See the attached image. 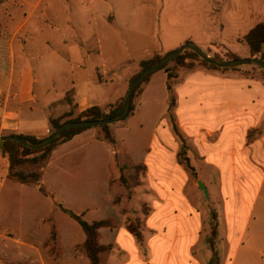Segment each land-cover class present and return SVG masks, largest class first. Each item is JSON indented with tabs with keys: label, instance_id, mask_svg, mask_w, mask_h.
I'll return each instance as SVG.
<instances>
[{
	"label": "crops",
	"instance_id": "0c3cea01",
	"mask_svg": "<svg viewBox=\"0 0 264 264\" xmlns=\"http://www.w3.org/2000/svg\"><path fill=\"white\" fill-rule=\"evenodd\" d=\"M22 1L42 5L45 11L63 6L57 0ZM121 17L115 9L101 17L85 16L89 30L84 31L61 14L2 17L0 136L44 139L53 130L51 120L67 122L92 107L109 113L126 97L141 62L178 49L158 46L140 54L110 45V39L98 33L99 23L121 37L119 30L128 29L121 26ZM171 97L191 164L226 163L234 181L238 165L260 168L264 78L258 69L220 71L197 65L192 71L153 73L137 93L133 112L114 124L118 127L110 126L114 143L101 128L76 134L57 146L40 168L39 185L10 179L8 158L0 157V264H91L82 249L86 235L72 213L88 223L110 222L99 230L100 244L112 248L102 253V264H203L195 254L203 214L189 196L191 174L178 160L181 142L169 116ZM163 113L166 119H161ZM254 130L262 135L249 144L247 135ZM139 165L146 170L132 187V197H125L121 177L129 178ZM225 198V241L232 244L234 233L246 232L243 222H251L254 205L244 197L230 208ZM132 217L142 220V242L128 229ZM234 240L237 243V236Z\"/></svg>",
	"mask_w": 264,
	"mask_h": 264
},
{
	"label": "rangeland",
	"instance_id": "374dc122",
	"mask_svg": "<svg viewBox=\"0 0 264 264\" xmlns=\"http://www.w3.org/2000/svg\"><path fill=\"white\" fill-rule=\"evenodd\" d=\"M30 1L36 2L37 0ZM49 1L52 0H46L47 3ZM57 1L63 6L50 7V10L45 11L42 5H26L22 0H6L8 3L6 4L4 0H1L0 20L8 15L23 16L34 12L61 14L63 19L72 18L78 30L84 31L89 30L87 23V29L84 27L83 18L85 16L101 17L106 12L115 9L122 16L121 26L128 29L119 30L122 36L115 37V34H111L109 26L101 21L98 33L110 39L109 44L119 49L132 50L140 54L144 49L158 46L161 50L168 47L174 49L182 47L186 44V38L192 37L194 41L192 43L212 56L220 54L226 57L229 52H232L239 59L251 58L249 46L244 37L254 26L264 22V0H124L121 6L119 4L123 0H111L110 3L89 0L92 5H87V0H70V3L65 0ZM112 1L116 3L115 7ZM112 18L113 14H110V19ZM2 24L4 23L0 21V26ZM71 34L72 32L69 31L68 35ZM91 43H94L93 39ZM165 55L166 53L160 51L148 56L145 61ZM177 68L174 63L167 66V69ZM141 70V65H139V71L135 76ZM162 70L164 71L161 69L155 73ZM259 71L263 75V72ZM135 76L131 78V81ZM169 114L174 115V113ZM164 115L165 113L161 119ZM111 127L118 126L112 125ZM98 128L100 127H94V129ZM53 133L54 129L49 136ZM249 133L253 139L251 143L262 135L261 130L249 131ZM262 154L264 155V151ZM3 161L5 164L8 163L6 160ZM191 165L196 171V177L191 174L188 192L193 202L202 211L204 221L201 242L195 250L197 257L202 260L203 264H264V158L259 169L238 165V176L235 181L232 179V169L226 163L220 167V165L205 164L201 160L197 162L194 160ZM40 167L28 166L27 171L40 172ZM199 181L207 189L209 198L200 189ZM126 195L129 196L127 190L125 197ZM244 197L251 200V206L254 205L252 220L248 224L246 220L243 222L242 230L248 227L246 232H241L240 235L234 233L231 237V244L225 241L227 229L222 207L223 201L224 198L228 199L231 208L233 205L230 203L240 201ZM215 225H218L216 232L213 230ZM260 233L263 234L262 238L259 237ZM241 234H243V240L238 244ZM236 236L237 243L234 240Z\"/></svg>",
	"mask_w": 264,
	"mask_h": 264
},
{
	"label": "trees",
	"instance_id": "16d2710c",
	"mask_svg": "<svg viewBox=\"0 0 264 264\" xmlns=\"http://www.w3.org/2000/svg\"><path fill=\"white\" fill-rule=\"evenodd\" d=\"M245 42H247L252 58H260L264 61V22L257 24L244 38ZM215 57L219 59H227V60H236L239 59L238 56L235 53H228L226 57H223L221 55H215ZM163 57L156 56L153 60L149 61H143L141 62V68L142 70L147 69L151 65L155 64L156 62L160 61ZM178 68L192 71L197 68V65L203 66L205 68L214 69V70H220V71H230V70H238L240 68H234V69H222L214 65H210L206 63L204 60H202L195 52L193 51H186L182 55H180L174 62ZM252 69H259L263 72V78H264V70H262L260 67L251 66ZM163 69H167V66ZM141 70V71H142ZM139 75V74H138ZM136 75L131 83L135 80V78L138 76ZM153 75L150 74L147 76L137 87L135 94L132 99L131 107L128 116L133 112L134 110V101L137 96V93L141 86ZM170 77L172 78L173 75L170 74ZM169 89L171 87L169 86ZM125 100V99H124ZM124 100H122L117 105L113 106L109 113H104L101 109L98 107H92L86 112L80 114L76 119L67 121V122H80V121H99V120H105L117 117L121 114L123 109V103ZM176 106V100L174 97H171V105H170V113H174V108ZM127 116V117H128ZM173 132L181 142V148L178 154V160L179 163L190 173L193 177H196V171L192 167L190 159L188 157V151L189 147L187 145L186 139L181 134L178 125L176 123L175 115H169ZM52 127L54 129V132L56 129H58L63 123L62 119H56L51 120ZM105 132V138L114 143L115 139L112 136L110 126H104L100 127ZM90 128H77V129H71L63 132L50 146H48L45 149L42 150H32L27 147H23L22 145L7 141V142H0V157H7L9 161V167H8V176L10 179L14 181L21 182L23 184L27 185H39L42 181V175L41 172H28L27 167L28 166H35V167H43L47 164L52 152L55 150L57 146H59L62 143H65L69 140H71L76 134L87 130ZM258 131V130H255ZM21 138L25 139L28 142L31 143H40L44 139H39L34 136H24L19 135ZM253 139L251 137V134H248V142H252ZM40 167V168H41ZM135 170V173L128 177L125 175H122L121 177V183L125 187L127 191H129V198L132 197V187L136 186L138 184L139 176L145 172V167L142 165L133 167ZM133 170V171H134ZM139 173H136L138 172ZM137 175V176H136ZM44 191V189H41ZM45 192V191H44ZM131 192V193H130ZM74 219H76L80 225L83 228V231L86 235V241L82 247V249L86 252L90 259L91 264H102L101 255L103 252H109L112 250L110 246H103L99 242V230L103 227L110 226V222L106 221H100V222H94V223H88L82 219L81 216L71 214ZM142 220L140 217H135V219H130L129 224V231L137 237V239L142 242L143 241V234H142ZM217 225L213 227V230L217 229Z\"/></svg>",
	"mask_w": 264,
	"mask_h": 264
},
{
	"label": "water",
	"instance_id": "95a60500",
	"mask_svg": "<svg viewBox=\"0 0 264 264\" xmlns=\"http://www.w3.org/2000/svg\"><path fill=\"white\" fill-rule=\"evenodd\" d=\"M186 51H193L206 63L217 66L222 69H234V68H241L246 66H256L264 70V61L260 58L251 57L245 59L240 58L236 60L219 59L203 51L200 47H198L194 43L187 42L182 47L168 53L160 61L156 62L155 64L151 65L145 70H142L139 73V75L135 78V80L130 84L129 90L127 92V95L123 103L122 112L119 116L110 119L99 120V121H80V122L63 123L58 129L55 130L53 134L48 136L40 143L28 142L18 135L0 136V142L12 141L32 150H42L50 146L63 132L67 130L77 129V128L104 127V126H111L120 123L124 121L129 114L132 99L139 84L150 74L155 73L156 71L161 70L164 67L168 66L169 64L173 63L180 55H182ZM198 185L200 189L204 192V194L209 198L208 191L203 185V183L199 181Z\"/></svg>",
	"mask_w": 264,
	"mask_h": 264
}]
</instances>
